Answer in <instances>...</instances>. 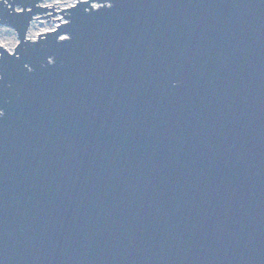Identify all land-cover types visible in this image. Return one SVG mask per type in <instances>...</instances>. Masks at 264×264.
Here are the masks:
<instances>
[{"label": "water", "instance_id": "water-1", "mask_svg": "<svg viewBox=\"0 0 264 264\" xmlns=\"http://www.w3.org/2000/svg\"><path fill=\"white\" fill-rule=\"evenodd\" d=\"M40 1L0 0V264H264V0H81L32 41Z\"/></svg>", "mask_w": 264, "mask_h": 264}, {"label": "rangeland", "instance_id": "rangeland-1", "mask_svg": "<svg viewBox=\"0 0 264 264\" xmlns=\"http://www.w3.org/2000/svg\"><path fill=\"white\" fill-rule=\"evenodd\" d=\"M81 0H42L38 3V6H41V7H46L48 6L47 8H52V6L56 3V4H60V5H64V4H68V3H75V5H77V3H79ZM66 2V3H64ZM94 5H96V7H99L100 5L98 3H93ZM22 9H19V8H16V11H21ZM56 13L57 12H61L62 9H57V10H54ZM50 14H53L52 11H47V13L43 14V16H46V15H50ZM51 18V19H50ZM50 18H44V19H41L43 21V26H40V23H36L33 25L32 27V30H30V34L31 35H39L41 34L42 32H46V31H55L56 29H58V27H56L54 29V26H55V22H53V20H58V19H61V21L58 23V26L62 25V24H65L67 23L68 21L63 18V15L62 14H59L57 13L54 17L51 16ZM53 19V20H52ZM40 20V21H41ZM47 20H50L49 22H47ZM31 31L33 32V34L31 33ZM11 34L10 33H6L5 30L3 29H0V44L1 43H4V41L6 40L5 38L7 36H10ZM32 38V36H30ZM34 39V38H32ZM31 39V40H32ZM38 40V39H36ZM11 42V41H10ZM18 44V42H17ZM16 42L13 41L11 42L10 44H7V45H3L5 48H7L8 50H14L15 47L17 46ZM2 45V44H1Z\"/></svg>", "mask_w": 264, "mask_h": 264}, {"label": "built area", "instance_id": "built-area-1", "mask_svg": "<svg viewBox=\"0 0 264 264\" xmlns=\"http://www.w3.org/2000/svg\"><path fill=\"white\" fill-rule=\"evenodd\" d=\"M17 8H19V9H21L20 7H17ZM39 17H43V14H41V15H37V16H35L34 17V21L36 20V22L38 23V22H43L41 19H36V18H39ZM43 19V18H42ZM41 20V21H40ZM32 24L33 23H31V26H30V28H29V30H28V34H27V38L28 39H30V30H31V28H32ZM0 29H3V30H5V32L6 33H10L11 35L10 36H7L5 39V41H4V43H1L2 44V46L3 45H7V44H10L11 42H13V41H15L16 42V44H17V42H18V36H17V33L15 32V30H13L12 28H10V27H7V26H4V25H1L0 24ZM31 40V39H30ZM11 41V42H10ZM0 44V45H1Z\"/></svg>", "mask_w": 264, "mask_h": 264}, {"label": "bare ground", "instance_id": "bare-ground-1", "mask_svg": "<svg viewBox=\"0 0 264 264\" xmlns=\"http://www.w3.org/2000/svg\"><path fill=\"white\" fill-rule=\"evenodd\" d=\"M75 6V3H68V4H64V5H60V4H54V7H56L54 10H57V9H69V8H71V7H74ZM92 6L94 7V8H96V5H94V4H92ZM57 7H59V8H57ZM44 19V18H43ZM31 23H33L32 24V27H33V25L34 24H36L37 22H36V20L34 21H32ZM38 23H40V26H43V24L44 23H41V22H38ZM58 23L59 22H55L54 24H55V26H54V29L58 26ZM31 26V25H30ZM30 28V27H29ZM31 30H32V28H31ZM54 31V30H53ZM47 32H50V31H46V32H42L41 34H44V33H47ZM31 33L33 34V32L31 31ZM29 36H32V38H34V39H32L31 37H30V39H32V41H35L36 39H38V35H29ZM9 51H12V50H9Z\"/></svg>", "mask_w": 264, "mask_h": 264}]
</instances>
